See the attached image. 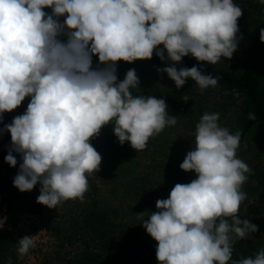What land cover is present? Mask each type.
I'll return each instance as SVG.
<instances>
[{
    "label": "clouds",
    "instance_id": "9594fccd",
    "mask_svg": "<svg viewBox=\"0 0 264 264\" xmlns=\"http://www.w3.org/2000/svg\"><path fill=\"white\" fill-rule=\"evenodd\" d=\"M64 14V22H58ZM242 15L233 0H0V120L31 97L26 112L4 126L11 135L5 162L16 167L13 151L22 161L13 186L28 192L39 184L37 203L49 208L83 200L86 174L99 171L102 161L90 139L103 126L113 124L121 145L128 142L142 151L150 137L177 123L164 99L132 94L140 83L135 69L118 82L116 62L150 60L154 50L164 61L166 50L173 64L157 71L167 73L177 89L191 78L203 93L219 77L196 66L178 70L175 64L188 55L212 65L230 59ZM62 34L66 42L59 39ZM93 55L104 67H92ZM182 100L187 103L189 97ZM219 116H201L195 147L180 164L197 178L177 183L147 219L137 213L158 242L160 264H228L235 240L258 231L238 216L246 199L242 185L252 173L236 155L241 132L221 127ZM248 118L255 120V113ZM18 245L23 259L35 241L24 236ZM232 264H264V249Z\"/></svg>",
    "mask_w": 264,
    "mask_h": 264
},
{
    "label": "rangeland",
    "instance_id": "374dc122",
    "mask_svg": "<svg viewBox=\"0 0 264 264\" xmlns=\"http://www.w3.org/2000/svg\"><path fill=\"white\" fill-rule=\"evenodd\" d=\"M233 3L243 10V15L237 21L239 27L237 35L240 39L238 40L237 50L232 57L230 59L222 57L219 63L235 66L237 63L236 59H239L240 66L259 67L261 63L259 53L261 52L262 44L258 39H253L245 34L244 20L247 19L246 12L248 10H254L255 6H261L264 3H261L260 0H233ZM43 11L49 15L52 14L51 8L46 7ZM66 15L56 17V19L58 22L63 23ZM248 29L250 30L251 27ZM59 39L61 42H66V34H62ZM158 49H163V45L158 46ZM164 55L167 56L166 50ZM149 62V60H136L132 63L116 62L118 82L124 80L129 69H135L140 83L138 87L130 89L132 94L134 96H154L157 99H164L167 104V97L172 90L174 81L165 73L158 72V68L152 67ZM92 67L94 69L102 68L104 65H92ZM185 85H189L195 91L194 98L198 106L205 107L208 113H219V125L228 128L231 132L233 131L239 116V105L241 102L238 94L228 92L207 93V90L201 93L199 86L191 78L187 79ZM30 99L31 97H25L24 101L16 109L3 113L4 121L10 124L14 117L23 115L27 110ZM166 111L169 116L177 117V123L174 126H166L159 135L150 137L148 145L145 150H142L139 160L143 168H148V165L156 166L162 163V166L169 169L170 175L174 178L176 167L183 162L186 154L195 147L196 128L192 127L185 118L174 114L168 105ZM197 113L199 114V112ZM204 113L200 115L202 116ZM113 128L114 125L111 123L103 126L99 135L94 139L99 142L100 139L104 138L106 146H110V142L108 143L107 140H112L111 143L114 146L119 145L120 142L114 135ZM126 145L131 147L130 144L126 143ZM263 155L264 152L260 143L254 142V140L249 138L239 155V159L246 164L250 162L251 165L254 162L261 166L264 164ZM4 156L5 146L0 137V220L5 221L3 227L0 228H7L10 235L14 237L12 249L6 258L3 259L2 264H7L9 258H11L12 264H75L84 249H86L85 251L95 250L94 243L88 242L86 239L84 242L82 238V233L84 232L82 230L84 220L82 211L88 207V202H92L93 197L99 199L101 209L107 211L113 223L112 228L117 244L112 243L111 250L114 253L107 255L108 260L114 259L113 264H160L156 258L157 246H154V243L153 247L151 246L152 248L147 253L142 254L137 261L132 260L131 254L128 253L129 249L125 247L129 246L127 241L130 238L133 239L132 241L139 239L138 208L131 210L127 206L132 200L127 197L123 190L125 179H109L107 183L103 184V182H100V177H102L100 167L96 173L86 174L88 180H96L99 192L97 196H94V190L90 182H88V190L84 193L83 200L79 198L70 199L57 208H49L37 203L35 210L29 211L25 209V203L22 199L16 198L9 193V188L5 182L13 177L15 169L10 170L6 166ZM254 184L256 185V181H254ZM166 186L161 187L162 192L160 194L162 197H169L172 189ZM116 189L122 191L120 195H118ZM256 201L251 197L246 205V210L253 215L258 223L257 227L260 230L256 231V233L257 236L262 238V249H264V203ZM124 207L126 211L122 209ZM115 210L120 212V214H116ZM142 231H145L144 227ZM24 236H32L35 245L30 248L23 259H20L17 252L19 247L18 240Z\"/></svg>",
    "mask_w": 264,
    "mask_h": 264
},
{
    "label": "trees",
    "instance_id": "16d2710c",
    "mask_svg": "<svg viewBox=\"0 0 264 264\" xmlns=\"http://www.w3.org/2000/svg\"><path fill=\"white\" fill-rule=\"evenodd\" d=\"M246 14L247 19L244 20L245 34L261 42L260 29L264 28V5L255 6L254 10H248ZM249 27H251L250 30L248 29ZM261 44V52L259 53L261 63L259 67L240 66L239 59H236L237 63L235 66H228L227 64L219 62L212 65L197 61L191 55L183 57L181 62L175 64L178 70L183 67L191 68L196 66L198 69L202 70L203 74H211L213 77H219L217 85L207 88V93L215 92L218 94L228 92L239 95L241 100L239 105V116L232 131V133L238 130L241 132L240 146L236 152L237 158H239L249 138L254 140V142L260 143L264 152V42H261ZM149 61L152 67L159 69L173 64L172 61L167 59L166 55L165 60L161 61L160 58L156 56L155 50L153 57ZM92 65L102 66L97 55H93ZM165 74L167 75V73ZM194 94L195 91L191 89L189 85H184L180 89H177L174 83L167 97V105L171 108V111L185 118L192 127H195L199 122L200 114L206 112L205 107L198 106ZM184 96L189 97L187 103L182 100ZM197 112H199V114ZM249 113H255L256 119L250 120L248 118ZM191 117L193 118L192 120ZM6 124L2 114V120H0V137L5 146V156L11 150V135L4 130ZM105 142L104 138L100 139L99 142L94 138L90 139L92 146L102 156L100 165L102 177H100V182L105 184L109 179H125L126 182L123 184V190L127 197L132 200V204L129 203L127 206L131 210H136L138 208V213H144L143 219H147L151 215V212L157 211L156 199L168 198V196H161L160 192H162V186L167 185L173 188L177 183H190L197 178L195 172H185L181 170L180 165L175 169L174 178L170 175V170L162 166V163L156 166L148 165V168H143L139 160L142 151H136L132 147H129L126 145V143L130 144L128 142L124 143V145L119 144L117 146L112 145V140H107L108 143L110 142V146H106L104 144ZM13 155L17 159V165L16 167H11L5 162L10 170L15 169L13 177L7 180L5 184L8 186L11 195L22 199L25 203L26 210L34 211L37 206V197L40 194V185L37 184L33 190L28 192H20L13 186V178L18 173L19 164L22 162L18 153L13 151ZM248 166L252 169V173L248 176V180L242 185L241 190L246 193V199L241 202L238 216L241 219H248L257 226L258 223L253 215L246 210V205L249 203L248 201L251 197L257 200L256 202L264 203V164L260 166L252 162L250 165L249 162ZM254 181H256V185ZM88 182H90L94 190V196H97L99 192L97 190L98 185L96 180H88ZM118 190L120 189H116L118 195H120L122 191ZM88 203V207L84 208L82 211L84 215L82 229L84 232L82 233V238L84 242L86 239L88 242L91 241L94 243L95 250L85 251L86 249H84L82 255L78 257L75 264H113L114 259L108 260L107 256L109 253H114L111 250L112 243L117 244L112 228V220H110L107 211L101 209L97 197H93L92 202ZM122 209L126 211L125 207ZM114 212L118 215L120 214L117 210ZM229 222H231L230 218ZM141 223L142 219L138 218L139 239L137 238L132 241L133 239L130 238V240L127 241L129 246H125L129 249L128 253L131 254V258L134 261H137V259L139 260L142 254L147 253L149 249L153 247V243L154 246H158V242L150 237L146 229L142 231L143 226ZM13 243L14 237L10 235L8 229L0 228V264L3 263V259L6 258L12 249ZM262 248V238L257 236L256 232L249 233L246 238L236 239L233 243L232 259L228 264H232L233 260L249 257L254 258L255 254Z\"/></svg>",
    "mask_w": 264,
    "mask_h": 264
}]
</instances>
